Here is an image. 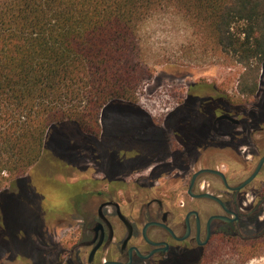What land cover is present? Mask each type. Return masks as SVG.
<instances>
[{"label": "flooded vegetation", "instance_id": "obj_1", "mask_svg": "<svg viewBox=\"0 0 264 264\" xmlns=\"http://www.w3.org/2000/svg\"><path fill=\"white\" fill-rule=\"evenodd\" d=\"M260 64L246 94L190 85L161 124L138 112L143 122L107 132L100 114L97 132L75 124L71 131L79 138L71 145L62 129L54 130L63 153L87 145L94 169H85L67 210L32 228L28 216L21 228L23 264H264Z\"/></svg>", "mask_w": 264, "mask_h": 264}, {"label": "trees", "instance_id": "obj_2", "mask_svg": "<svg viewBox=\"0 0 264 264\" xmlns=\"http://www.w3.org/2000/svg\"><path fill=\"white\" fill-rule=\"evenodd\" d=\"M160 11L244 66L248 92L264 61V0H0V187L38 163L52 125L97 132L106 105L131 102L150 69L142 25Z\"/></svg>", "mask_w": 264, "mask_h": 264}, {"label": "rangeland", "instance_id": "obj_3", "mask_svg": "<svg viewBox=\"0 0 264 264\" xmlns=\"http://www.w3.org/2000/svg\"><path fill=\"white\" fill-rule=\"evenodd\" d=\"M140 35L146 44L142 51L150 69L136 87L131 102L110 103L101 111V122L107 132H111L109 128L143 122L138 112L161 124L167 112L183 101L190 85L195 91L211 93L217 90L229 97L238 91V84L246 73L244 66L230 56L222 55L206 40L195 37L193 30L176 12L154 13L142 25ZM256 66L255 63L252 65ZM118 107L133 108L137 113L128 114ZM58 129H62L60 133L69 145L79 138L72 132L77 129L73 122L52 125L47 131L43 155L38 163L18 178H7L1 184L0 196L15 191L17 197L4 196L0 201V222L4 223L0 225V264H23L26 238H22L21 228L28 216L32 228L33 224L52 218L56 210H67L70 203L77 201L78 192L83 187L78 180L86 178L85 169H94L91 155L82 148L87 145L82 142L80 148L69 153L59 150L57 136H54V130L57 134ZM62 142L59 144L65 148ZM63 171L68 173L64 175ZM39 209L48 213L45 215ZM33 238L40 248L38 251L45 250L36 232ZM34 255L39 258V254Z\"/></svg>", "mask_w": 264, "mask_h": 264}, {"label": "water", "instance_id": "obj_4", "mask_svg": "<svg viewBox=\"0 0 264 264\" xmlns=\"http://www.w3.org/2000/svg\"><path fill=\"white\" fill-rule=\"evenodd\" d=\"M206 196H209V195H206Z\"/></svg>", "mask_w": 264, "mask_h": 264}]
</instances>
